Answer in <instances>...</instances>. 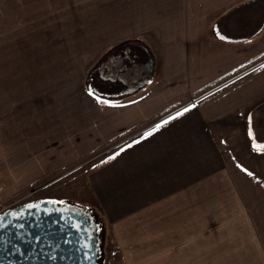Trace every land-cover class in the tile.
Returning <instances> with one entry per match:
<instances>
[{"label": "crops", "instance_id": "crops-1", "mask_svg": "<svg viewBox=\"0 0 264 264\" xmlns=\"http://www.w3.org/2000/svg\"><path fill=\"white\" fill-rule=\"evenodd\" d=\"M260 6L264 0H0L3 154H31L46 138L41 132L49 127L46 123L72 121L80 106H95L97 130L114 137L229 73L225 78L232 79L218 88L244 76L245 81L208 102L202 100L208 93L200 92L189 111L160 124L151 136L142 139L154 128L124 145L118 175L105 185L110 191L119 188L120 209L129 210L124 216L146 210L150 203L173 210L185 202L192 185L228 169L224 164L238 155L231 161L223 154L236 148L254 157L246 162V187L252 193V168L264 170V154L248 148L247 118L264 101V92L240 97L237 89L250 92L256 83L264 85V23L250 38L241 31ZM241 20L246 26L241 27ZM113 56L121 64L118 73L131 75L119 80L123 87L135 71H146L147 77L131 88L142 90L136 96L96 106L87 99L86 79L101 64L104 71L113 69ZM254 72L259 74L252 76ZM235 93L241 103L223 108L222 99Z\"/></svg>", "mask_w": 264, "mask_h": 264}, {"label": "rangeland", "instance_id": "rangeland-1", "mask_svg": "<svg viewBox=\"0 0 264 264\" xmlns=\"http://www.w3.org/2000/svg\"><path fill=\"white\" fill-rule=\"evenodd\" d=\"M110 61L117 65L113 69L106 67L104 71L105 65L101 64L85 82L87 91L93 93L87 95V99L96 106H100L97 98L117 101L142 91L125 92L119 80L131 75L129 71L118 73L121 69L118 57L113 56ZM254 74L259 72L252 76ZM232 77L206 89L204 92L208 94L202 100L211 101L229 90L230 85L243 83L246 78L218 88ZM237 92L240 97L249 94L253 97L264 92V85L256 83L250 92L243 88H238ZM197 94L144 117L114 137L107 138L97 130L99 123L92 110L95 106H80L76 119L74 116L72 121L46 123L49 127L41 132L47 142L41 140L31 149V154L22 150L3 154L0 146V213L42 201H63L57 204L86 210L97 230L100 264H264V201H261L264 199V170L256 172L252 168L250 186L255 193L252 194L246 187V162H253L254 157L248 156V152L225 149L223 155L227 160L232 161L236 154L237 160L224 164L228 169H220L201 180L200 186L192 185L189 196L185 193V202L174 204L173 210L161 208L165 203H150L145 204L146 210L124 216L129 210L120 209L119 188L114 186L110 191L112 187L105 185L118 175L119 155L116 153L124 145L183 112L195 102ZM235 95L228 101L222 97L221 106L240 104L242 98ZM246 135L248 148L263 155L264 101L249 113ZM113 156L115 159H109ZM257 161L260 160L255 158ZM235 179L236 186L232 185Z\"/></svg>", "mask_w": 264, "mask_h": 264}, {"label": "water", "instance_id": "water-1", "mask_svg": "<svg viewBox=\"0 0 264 264\" xmlns=\"http://www.w3.org/2000/svg\"><path fill=\"white\" fill-rule=\"evenodd\" d=\"M39 204L38 213L26 205L0 213L5 223L11 220L12 225H25L23 229L12 225L0 229V264H100L98 235L86 210L46 201ZM45 210L51 214L45 215ZM20 212L24 213L22 219L13 218V213ZM36 236L40 237L39 241L35 240ZM85 253L91 260L85 258Z\"/></svg>", "mask_w": 264, "mask_h": 264}, {"label": "snow or ice", "instance_id": "snow-or-ice-1", "mask_svg": "<svg viewBox=\"0 0 264 264\" xmlns=\"http://www.w3.org/2000/svg\"><path fill=\"white\" fill-rule=\"evenodd\" d=\"M221 39H223V37H221ZM89 95H93V93L90 92ZM97 102L98 103H101V102L102 103H107V101H101L99 98H97ZM187 111H189V109L188 108H185L183 112H178L176 114V116L179 117V116L183 115L184 112H187ZM175 118L176 117H172V119H175ZM164 123L166 124V123H168V121H165ZM161 126L162 125H157L156 128H154L151 132H148L145 137H142V139L143 138H147V136H151L155 131H158ZM249 134L250 135L252 134L251 133V130H250ZM134 143H139V141H134ZM131 146L132 145H128V147H131ZM122 151H124V149H121V152ZM118 155H120L119 152L116 153V156H118ZM109 159H115V156L109 157ZM48 203H52L53 205H55L57 203L63 204L64 202L63 201H58V202L57 201H50ZM40 207H41V205L39 203L26 205V208L27 209H29V210L36 209L37 210V213L39 212ZM50 214H51L50 212H48L47 210H45V215H50ZM12 216L15 219H22L24 217V213L23 212L13 213ZM4 221H5V218L2 217V216H0V229H4V228L8 227L9 225H12V221L11 220H8L6 223ZM12 226L15 227V228H18V229H23L25 227V225L23 223L15 224V225H12ZM73 227H75V225H73ZM18 235H19V233H18ZM35 240L36 241H39L40 240V237L39 236H36L35 237ZM85 247H87V246H85ZM15 250L16 251H19V249H15ZM85 258L88 259V260H91L92 257L89 256L87 253H85Z\"/></svg>", "mask_w": 264, "mask_h": 264}, {"label": "trees", "instance_id": "trees-1", "mask_svg": "<svg viewBox=\"0 0 264 264\" xmlns=\"http://www.w3.org/2000/svg\"><path fill=\"white\" fill-rule=\"evenodd\" d=\"M257 9H259L260 11H257ZM255 12H256L255 13L256 15L254 16V19L253 18L252 19L249 18L247 20V25H248L247 28H245V29L243 28L241 30V31L245 32L242 35L244 38H250V37H252L254 34H256L259 31V29L262 27V25L264 23V7L263 6H260V8H255ZM241 21H242L241 22L242 24H240L241 27L246 26L245 25V21L244 20H241ZM241 27H238V28L236 27V30H240L239 28H241ZM245 30L248 31V32L246 33ZM241 31H238V32H241ZM230 34L232 36L233 35H237L236 33H233V32L231 33V31H230ZM228 75H229V73L226 74V75H223L221 77H218L217 79H215V80L207 83L206 85H204L202 88H200L199 90H197L195 93H200L202 91H205L206 89L212 87L213 85H215L216 83H218L220 80H222L223 78H225Z\"/></svg>", "mask_w": 264, "mask_h": 264}, {"label": "flooded vegetation", "instance_id": "flooded-vegetation-1", "mask_svg": "<svg viewBox=\"0 0 264 264\" xmlns=\"http://www.w3.org/2000/svg\"><path fill=\"white\" fill-rule=\"evenodd\" d=\"M146 61V60H145ZM122 65H124V64H122ZM135 73L136 74H134L135 75V78H133V79H131L130 81V83L129 84H127L128 85V87L126 86L125 87V85H124V87H123V89H124V91L125 92H127L128 90H130L134 85H136L135 84V82L136 83H138V82H142V83H144L145 82V78L147 77V73H146V71H145V73L143 72V73H137V71H135ZM138 75V76H137ZM91 217V216H90ZM92 218V217H91ZM93 220V219H92ZM90 236H91V233H90Z\"/></svg>", "mask_w": 264, "mask_h": 264}]
</instances>
